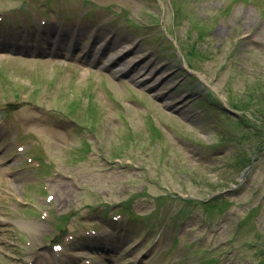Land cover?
Here are the masks:
<instances>
[{"label":"rangeland","instance_id":"obj_1","mask_svg":"<svg viewBox=\"0 0 264 264\" xmlns=\"http://www.w3.org/2000/svg\"><path fill=\"white\" fill-rule=\"evenodd\" d=\"M1 11L0 35L33 43L61 27L78 42L73 58L0 51V264L52 262L66 234L65 264H264V101L252 97L264 93V0ZM119 43L134 47L126 60L145 57L149 82L113 73ZM105 228L115 235L87 234Z\"/></svg>","mask_w":264,"mask_h":264},{"label":"bare ground","instance_id":"obj_2","mask_svg":"<svg viewBox=\"0 0 264 264\" xmlns=\"http://www.w3.org/2000/svg\"><path fill=\"white\" fill-rule=\"evenodd\" d=\"M67 31H65V33L63 32L62 34H60L61 38H59V42L57 43V46L59 48V50H65L63 51V53L68 54L69 52H72V47H76V42H78L77 36H73V35H67L66 37H64V35H66ZM69 36V37H68ZM23 39H21L22 41ZM25 44V43H24ZM110 44V42L104 40L100 45H95V47H93V49H89L91 52V56L89 58V60H93L94 62L97 59V54H100V49H102L103 47H108ZM26 45H28L26 43ZM31 46V45H29ZM56 46V47H57ZM117 47H114L115 52L113 53V55H111L109 58H107V64L108 65H112L114 66L113 69V73H119V72H123V71H129V70H134L137 72V75L135 76V79L137 81H141V82H149L150 79L152 78V74H154L155 71H153V69L149 70V64H146V59L145 57L142 58H129L126 60L127 55H129L134 47L132 48V46H128V45H123V44H117ZM51 48L55 47L54 45L50 46ZM98 49V50H97ZM27 52H30L27 51ZM162 80L161 78H156L155 80H153V84L154 86L158 85ZM172 103V102H171ZM38 264V263H37ZM40 264V263H39Z\"/></svg>","mask_w":264,"mask_h":264},{"label":"trees","instance_id":"obj_3","mask_svg":"<svg viewBox=\"0 0 264 264\" xmlns=\"http://www.w3.org/2000/svg\"><path fill=\"white\" fill-rule=\"evenodd\" d=\"M254 95H255V97H254ZM252 97H253V100H255L256 98H259L260 101L261 100L264 101V93L263 94L259 93V96L257 97V90L256 89L254 90V94H252ZM261 107L262 108L259 110V115L260 116H256V117H258V118L260 117V118H262L264 120V103H263V106H261Z\"/></svg>","mask_w":264,"mask_h":264}]
</instances>
